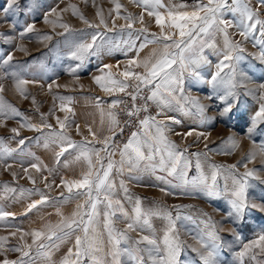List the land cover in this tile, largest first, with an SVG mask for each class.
Wrapping results in <instances>:
<instances>
[{
	"label": "rangeland",
	"instance_id": "rangeland-1",
	"mask_svg": "<svg viewBox=\"0 0 264 264\" xmlns=\"http://www.w3.org/2000/svg\"><path fill=\"white\" fill-rule=\"evenodd\" d=\"M117 2L122 5L119 15L115 10L113 0H18L17 5L14 6V12L10 11L8 17L5 18L2 10L7 7V0H0V60L8 53L13 56L9 65L0 69V75L16 72L22 74L23 78L29 81H36L25 86L27 98H23L15 91L10 76L0 79V83L4 85V91L0 93V96L3 97L5 103L11 104L22 113L20 117H0L3 122V126H0V138L4 139L7 147L17 149L18 152L22 149L23 152L22 155L14 153V158L6 159V164L12 165L11 169L6 170L0 166V208L15 213L14 217L9 216L0 221V236L8 237L5 248L22 247L25 242L31 244L30 235L24 236L23 240L20 239L23 233L41 229L46 223L56 224L61 219L57 215L58 209L64 217H70L76 210L77 204H82L85 200L83 196L74 197L69 194L61 183L63 179L80 178L81 173L86 170L84 160H76L80 150L68 148L64 155L57 160L55 153L60 151L61 145L49 143V147H44L45 137L53 130L59 131L60 128L57 117L62 118L58 115L62 111L57 108L58 95L64 91L65 108L67 109L70 108V100L67 98L72 99V95L78 94L80 89L82 91H100L103 96L102 100L106 101L114 99L124 101L128 97V105H131L130 108L132 107L130 96L124 92L106 93L94 82L93 77L104 76L111 72L114 79H123L120 73L127 67L142 72V68H135L134 65L129 66L127 62L133 58L139 60L148 56L156 45L147 44L139 51V57H137V49L141 44L146 43V40H151V34L159 33L160 29L155 23V18L149 17L147 11L134 0H117ZM203 2L207 3V0H203ZM251 2L254 8L257 7L256 0H251ZM161 3L164 7L158 10L165 13L169 8L192 10L197 0H161ZM69 5H75L79 12L94 24H99L100 18L96 13L100 11L107 21L108 28L112 31H107L102 25L99 29L89 28L78 15H73ZM52 8H56L60 13L59 23L70 26L71 35L59 26L54 27L53 24L45 23V14L50 13ZM65 8H68V11H61ZM141 13L144 14V22L140 23L137 19L131 29L127 28L128 21L124 17L131 14L138 18ZM225 18L236 19L231 12H228ZM56 19V16L49 15V20ZM261 19H264V8H261ZM12 21H15V27H12ZM113 21L115 27H113ZM28 24H34V30L26 33L21 39L19 34ZM121 26L125 27L122 29ZM145 28L146 32L143 31ZM95 31H99L109 43L104 45L98 55H90L83 66L72 73L70 69L79 63L69 55L72 45L84 40L90 42L91 34ZM235 32V29H229L232 38L239 41L244 49L243 59L236 64V75L237 80L246 87H238L235 90L236 96L229 97L228 102L232 104L230 112L222 115L226 104L219 97L225 95L226 90H213L212 86L206 82L216 71L215 65L221 59L218 50L223 47V37L217 34L212 41L216 48L205 47L203 51L208 63L201 64L197 69L204 79H194L186 74L183 84L184 96L197 100L200 105L204 106L203 116L197 106L187 100L180 101L182 108L180 105L174 104L171 110L165 109L162 115L157 116L160 109L155 103L147 101L149 113L140 119L142 120L146 116H156L157 120H164L169 126L164 135L170 139L169 142L176 145L177 152H182L184 157L191 161L187 176L188 194H184L179 186L181 181L167 176V173L159 168L153 170L151 164L158 162L157 156L152 162L147 160L140 162L138 170L132 173V177H129L127 171L121 174L117 168H114L110 174V181L114 185L113 199L119 200L129 214L132 213L136 200L139 199L142 209L151 213L149 217L151 229H145L142 233L129 232L128 235L132 240L138 239L140 235L150 234L161 239L169 224L167 217L170 213L172 219L175 220L180 240L186 244L195 245L194 236L206 235L209 231L216 233L220 238L218 243L221 244L217 264H240V258L236 253L243 249L245 243L264 232V211L251 209L245 213L242 219H237L234 214H231L233 210L230 193L233 183L231 178L227 182L225 181L227 166L236 164L238 173L243 174L246 171L243 164L247 163L248 169L255 170L256 175L260 177V179L249 178L248 199L251 203L264 204V183H261V180H264V121L256 120L253 123L255 113L259 110L261 103L259 85L264 84V60L260 59V46H254L255 40L261 38L260 30L258 26L246 41ZM58 33H64V35H58ZM42 35H49L52 39L42 41L39 39ZM9 38H11L10 42ZM125 41L134 43L135 47L129 50ZM19 46H22L26 51L18 50ZM105 64L112 67L101 71ZM173 67L177 66L173 65ZM224 72L227 73L228 69H225ZM129 83L132 81L130 80ZM126 91L131 92L133 89L129 88ZM149 94L147 89L142 90V96L146 97ZM140 97H137L136 103L140 100V106H143L146 101ZM33 98L35 102H33ZM177 98L179 99V94ZM120 106L121 104L115 108L117 119ZM65 114L67 116L70 113L66 111ZM168 117H174L180 123L173 124L171 120L167 119ZM25 119L34 124H41L42 120L44 123L51 124L52 129L44 127L41 132H37L28 128H20V123ZM14 127L20 131V135L15 138L11 132V128ZM115 130L117 132L118 127ZM153 130L155 131V129ZM153 130L151 131L153 132ZM137 131H142L141 127ZM189 132L192 134L186 135ZM37 137L40 139L37 140ZM115 137V147L111 149L115 155L111 158L119 161V150L127 141L118 144ZM230 137L239 144L235 150H231ZM22 138L26 139L25 144L21 146L18 142ZM85 138L89 147L94 144L97 149L102 148L101 144L90 142L84 135L79 140H73L72 137L71 140L80 143L85 141ZM64 147L67 145L65 144ZM145 151L148 153L147 148ZM193 153L203 154L199 160L203 174L209 177V181L213 171L212 164L225 166L217 177V195L210 197L204 192L192 190V179L200 176V172L196 168L197 157L193 156ZM252 153L255 154V158L249 162L248 156ZM101 156L104 158L102 163L106 167L107 156L103 152H101ZM93 161L95 162V156H93ZM32 163H42L46 167H42L41 171L37 172L29 167ZM66 163L67 166H65ZM24 168H29V174L34 177L35 183L27 178L23 171ZM13 172L17 174L15 178L12 175ZM158 176L165 177L171 183L165 184L158 181ZM45 177L47 180L44 179ZM121 180L124 181L127 193L121 187ZM46 184L50 186L46 187ZM5 185L8 186V189H16V191L6 190ZM172 185L177 186L172 187ZM162 188L173 194H166L161 191ZM21 189L33 191L21 193ZM36 189L39 192L34 191ZM41 192L47 197L46 202L26 212L27 206L31 202L40 199L39 193ZM62 192L63 195H61ZM73 192L75 193L76 189H73ZM65 197L70 198L66 199ZM101 200H103V195H101ZM98 210L100 214L94 226L104 241L106 250L108 233L105 228V205L98 204ZM113 226L116 229H125L126 222L119 212L113 217ZM12 232H16V235H10ZM80 234L79 231L75 233V235ZM75 235L56 241V246L48 250V256L38 254L33 247L30 251L31 264H59L68 249L73 248ZM19 257V252L7 251L5 255H0V261L5 258L10 261L17 260ZM24 259L28 260L29 257ZM179 261L180 264H203L199 255L188 247L181 251ZM87 264H91V262L88 261ZM126 264H131V262L126 261ZM243 264H264V255H260L259 250H256V259L253 260L250 256H245Z\"/></svg>",
	"mask_w": 264,
	"mask_h": 264
},
{
	"label": "snow or ice",
	"instance_id": "snow-or-ice-1",
	"mask_svg": "<svg viewBox=\"0 0 264 264\" xmlns=\"http://www.w3.org/2000/svg\"><path fill=\"white\" fill-rule=\"evenodd\" d=\"M138 5L142 6L149 17L155 18V23L159 27V33H152L151 40H146V43L141 44L137 49V57H139V51L147 46V44H154V47L150 54L142 59H130L127 64L129 66H135V68H142V72H137L132 67H127L120 76L123 79H114L111 72L104 76L93 77L94 82L106 93L114 94L116 92H124L131 97L132 107L126 109V114L131 118L137 116L140 111H148L147 101L155 103L160 111L157 112V116L162 115L165 109L171 110L175 105H180L181 100H187L190 103L197 106L200 114L203 116L205 108L200 105L197 100L186 97L183 94V84L185 75L188 77L203 80L204 77L197 69L201 64L208 63L207 58L203 55L205 47L216 48L214 38L217 34L223 37V47L218 50V54L221 59L215 65L216 71L211 75L210 79L206 82L210 84L213 90L225 89V95L220 96V100L226 104L222 115L231 111L232 104L228 102L229 97L236 96V89L238 87H246L241 81L237 80L236 64L243 59L242 53L244 49L241 47L239 41L232 38L229 33V29H235V34L242 37L245 41L257 30L259 26L260 39L255 40L254 46H260V59L264 60V19H261V8H264V0H256L257 7L252 6L251 0H207L204 3L203 0H197L196 5L192 10H179L177 8H169L165 13H161L158 9L164 7L161 0H134ZM18 0H7V7L3 8L5 18L8 17L10 11L14 12V6L17 5ZM115 4V10L119 15V9L122 7L117 0H113ZM72 9L73 15H78L84 24L89 28L99 29L101 25L107 31H112L108 28L107 21L100 11H97L96 15L100 18L99 24L91 23L87 20L82 13L79 12L75 5H69ZM61 11H68V8ZM228 12L236 18L235 20L226 19ZM49 15L56 16V20H49ZM60 13L56 8H52L50 13L45 14V23L53 24L54 27L59 26L70 32V26L65 23H59ZM128 21L126 27L131 29L133 23L138 19L140 23L144 22V14L141 13L139 17H133L131 14L124 17ZM7 22V20H6ZM12 27H15V21H12ZM113 27L115 22L113 21ZM125 26H121L123 29ZM34 30V24H28L23 31L20 32V38L23 39L26 33ZM147 31V29H143ZM58 35H64V33H58ZM42 41H49L52 39L49 35H42L39 37ZM11 38H9V42ZM109 41L104 39L99 31H95L91 34L90 42L87 40L74 43L70 49V57L79 63L70 71L75 73L76 70L83 66L84 62L90 55H98L104 45ZM128 45V49L132 50L135 47L134 43L128 41L124 42ZM20 51H26L22 46L18 47ZM13 56L8 53L6 57L0 60V69H3L5 65H9ZM176 65L177 67H173ZM111 65H103V69H110ZM228 69L225 73L224 70ZM223 73V74H222ZM11 77L13 80L14 88L17 93L23 98H27L26 85L29 83H35L36 81H29L23 78L22 74L13 72L3 73L0 75V79ZM132 83H129V81ZM51 87V85H49ZM132 88L133 91L127 92L126 90ZM261 90L259 110L255 113L253 123L256 120L264 121V84L259 85ZM147 89L150 94L146 97L142 96V90ZM4 91V85L0 83V93ZM179 94V99L177 98ZM141 96L145 99L146 103L142 107H137V97ZM60 99H65L61 97ZM70 99V98H67ZM33 102L34 98H33ZM124 103L121 99H114L110 104V109L116 108L118 105ZM99 107V103L97 105ZM181 108L183 107L180 105ZM62 111H71V109L65 108L61 105ZM22 113L12 106L4 102L3 97L0 96V117L14 118L20 117ZM108 119V132L111 135H106L102 138H98L96 133L89 127V133L93 137L95 143L102 145V148L97 149L94 144L89 147L88 142L82 141L76 143L71 140V137L65 131L50 132L45 137V148L49 147V143H55L61 145L60 151L55 155L57 160L64 155L68 148L79 149L80 154L76 157V160L81 159L86 163V170H84L80 178L78 179H63L61 181L63 187L69 194L74 197H85L82 204H77L76 210L72 212L70 217H64L63 214L57 210V215L61 219L56 223H46L41 229L32 230L30 233H23L20 237L21 240L24 236H31V244L25 242L22 247L5 248L8 237L0 236V255H5L7 251H15L20 253V257L17 260L10 261L5 258L0 261V264H31L30 251L35 247L38 254L45 256L49 255L48 250L56 246V241H60L75 235L79 231L80 235H75V243L73 248H69L68 252L61 258L59 264H87L88 261L91 264H126V261L131 264H180L179 256L181 251L185 248H191L193 252H196L203 264H217V257L219 255L221 244L218 243L219 237L214 231H209L206 235H197L193 239L195 245L186 244L181 241L176 229L175 220L172 219L171 214H168L169 224L161 239H158L154 234L140 235L136 240H132L128 235L129 232H144L145 229H151L150 215L142 209L140 200L137 199L135 206L132 209V213L129 214L117 199H113L114 185L110 181V174L114 168L121 174L127 171L129 177H132V173L137 171L142 161L152 162L155 160L157 154L159 160L156 163L151 164L153 170L159 168V170L166 172L167 176L173 177L179 181V185L184 192L187 193L189 187L188 170L191 167V161L184 157L182 152L176 151V145L167 140L164 135L165 130L169 127L164 120H157L156 116H146L139 121L142 131H134L131 133L128 141L123 145V148L119 150L120 160L115 161L111 157L115 153L111 150L115 147L114 137L117 135L116 128L120 127V121L117 119L116 114L113 111L106 113ZM105 112L101 109V123H104ZM43 119V117H42ZM67 119V117H65ZM173 124H179L180 121L174 117H168ZM57 123L60 129L65 128L64 121L57 117ZM0 126H3L2 120H0ZM47 127L52 129L51 124L42 123L34 124L26 119L20 123V128H28L29 130H35L41 132L42 128ZM79 131V126H77ZM155 129L154 132L151 130ZM251 131V130H250ZM11 132L14 134L13 138L20 135L18 128H11ZM120 132H123V128L120 127ZM179 135V133H177ZM189 132L186 135H191ZM25 139L19 140V145L25 144ZM37 140L40 137L36 138ZM231 143V150H235L239 147L238 142L229 138ZM67 147H64V145ZM145 148H147L148 154H145ZM101 152L107 156V165H103ZM17 153L22 155V149L18 150L7 147L3 138H0V166L6 170L11 169L12 165L6 164L7 158H14L13 154ZM202 153H193V156L197 157L196 168L200 172L199 178H193L191 181V188L193 191H201L208 196L217 195V177L221 169H224L223 165L212 164L213 169L209 181V177L203 174L202 165L199 157ZM95 156V162L93 161ZM255 158V154H249L248 160L251 162ZM67 166V163L66 165ZM40 172L43 166L42 163H32L29 166ZM246 171L243 174H239L237 171V165H229L225 169L227 175L225 181L231 178L233 188L231 190V208L237 219H242L247 211L251 209H259L264 211V204L251 203L247 196V190L250 187L249 178L260 179L256 175L255 170L248 169L247 163L243 164ZM27 178L35 183V179L29 174V168L23 169ZM13 177H16V173H12ZM47 180V177L44 178ZM158 181L165 184L171 182L163 176L157 177ZM264 183V180H261ZM49 187L50 185H45ZM177 185H172L176 187ZM227 186V185H226ZM121 187L124 188L127 193V188L124 185V181L121 180ZM5 189L15 192L16 189H8L5 185ZM76 189V192H73ZM24 191L33 190H20ZM39 192L38 189L34 190ZM166 194H173L167 189L162 188ZM40 199L31 202L26 209L31 211L38 205H42L46 202L47 197L41 192ZM63 195V192L61 193ZM103 195V200H101ZM66 199L70 197H65ZM98 204L105 205L104 217L105 228L108 233L107 249L105 250L104 241L97 233L95 224L97 217L99 216ZM178 208L180 206H177ZM119 212L123 220L126 222L125 229H116L113 226V217ZM9 216H15V213H10L0 208V221L5 220ZM179 218V217H177ZM214 227V225H212ZM19 231V229H17ZM15 236L16 232L10 233ZM239 239V237H237ZM198 245V246H196ZM256 250H259L260 255H264V232H261L257 238L250 240L243 245V249L236 253L240 258V264H243V258L250 256L251 259H256ZM25 257H29L25 260Z\"/></svg>",
	"mask_w": 264,
	"mask_h": 264
},
{
	"label": "crops",
	"instance_id": "crops-1",
	"mask_svg": "<svg viewBox=\"0 0 264 264\" xmlns=\"http://www.w3.org/2000/svg\"><path fill=\"white\" fill-rule=\"evenodd\" d=\"M61 97H64V91L60 93L57 98V108L60 111H62L61 103L65 106V99L62 100L60 99ZM102 97L103 96L100 91H82V89H80L78 94L75 93L72 95V99H69L70 108L68 109H71V111L67 112L70 114H67L66 116V111H62L61 113L63 114L58 111V113H60L58 115L62 117L60 120L65 123V128L63 130L59 128L58 130L65 131L68 136L72 137L73 140H79L84 135L92 143L95 142L93 141L92 135L89 133V127H91L92 131L96 133L98 138L111 135V133L108 132V119L106 113L110 110L115 113V108L110 109L109 107L112 100H102ZM98 103L99 107L97 106ZM101 109L105 112L103 124L101 123ZM65 117H67V119H65ZM42 120L41 124L44 123ZM77 126H79V131ZM167 140L170 141L168 138ZM147 154L148 153H146V155ZM157 157L159 159L158 154Z\"/></svg>",
	"mask_w": 264,
	"mask_h": 264
},
{
	"label": "built area",
	"instance_id": "built-area-1",
	"mask_svg": "<svg viewBox=\"0 0 264 264\" xmlns=\"http://www.w3.org/2000/svg\"><path fill=\"white\" fill-rule=\"evenodd\" d=\"M128 101H129V98L126 97V99H124V103L121 104L120 109L118 111V120L120 121V127L123 128V132H120V127H118V130H117V135L115 139L118 144L125 143L126 141H128L129 137L131 136V133L139 129L140 119L145 114L148 115L149 113V110L147 112L140 111L137 116L130 118L126 114V109H130V106H131V105H128ZM136 105L137 107H142L140 106V100L136 103ZM150 106L152 105L150 104Z\"/></svg>",
	"mask_w": 264,
	"mask_h": 264
}]
</instances>
